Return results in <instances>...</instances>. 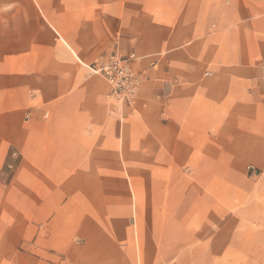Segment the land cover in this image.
<instances>
[{
    "label": "crops",
    "instance_id": "0c3cea01",
    "mask_svg": "<svg viewBox=\"0 0 264 264\" xmlns=\"http://www.w3.org/2000/svg\"><path fill=\"white\" fill-rule=\"evenodd\" d=\"M113 54L129 101L93 71ZM32 240L264 264V0H0V264Z\"/></svg>",
    "mask_w": 264,
    "mask_h": 264
},
{
    "label": "built area",
    "instance_id": "2783aa9c",
    "mask_svg": "<svg viewBox=\"0 0 264 264\" xmlns=\"http://www.w3.org/2000/svg\"><path fill=\"white\" fill-rule=\"evenodd\" d=\"M134 55L121 56L113 54L107 63L93 68V71L102 75L112 86V92L123 101L134 97L140 85L141 78L132 68Z\"/></svg>",
    "mask_w": 264,
    "mask_h": 264
},
{
    "label": "rangeland",
    "instance_id": "374dc122",
    "mask_svg": "<svg viewBox=\"0 0 264 264\" xmlns=\"http://www.w3.org/2000/svg\"><path fill=\"white\" fill-rule=\"evenodd\" d=\"M28 254L30 252L32 261L31 264H71L70 263V249L66 248H47L39 247L38 244L32 240L31 248L20 245L16 250V253L20 255L19 264H22L23 253Z\"/></svg>",
    "mask_w": 264,
    "mask_h": 264
}]
</instances>
